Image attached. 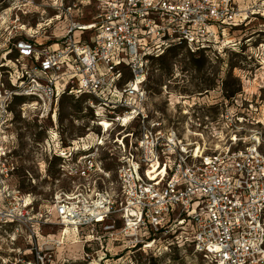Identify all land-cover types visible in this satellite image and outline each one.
Instances as JSON below:
<instances>
[{
  "label": "built area",
  "instance_id": "2783aa9c",
  "mask_svg": "<svg viewBox=\"0 0 264 264\" xmlns=\"http://www.w3.org/2000/svg\"><path fill=\"white\" fill-rule=\"evenodd\" d=\"M54 7L50 23L66 22L58 42L44 45L31 33L12 43L16 57L0 61V229L24 228L34 239L22 264H59L56 251L69 234L87 244L121 237L130 249L171 235L166 250L191 247L212 264H264V137L229 133L242 121L235 116L241 100H221L217 88L220 98L188 105L174 126L179 118L156 109L149 87L151 62L170 49L221 55V38L245 19L238 0H61ZM64 96H87L91 114L82 137L57 133L59 171L70 186L50 209L34 211L30 194L15 197L11 183L10 106L29 98L23 106L47 117ZM36 227H56L61 237L39 245Z\"/></svg>",
  "mask_w": 264,
  "mask_h": 264
},
{
  "label": "rangeland",
  "instance_id": "374dc122",
  "mask_svg": "<svg viewBox=\"0 0 264 264\" xmlns=\"http://www.w3.org/2000/svg\"><path fill=\"white\" fill-rule=\"evenodd\" d=\"M29 1L20 0L14 5L12 0H0V50H3L0 61L16 57L12 48L14 40L26 39L32 33L38 42L51 45L65 33V21L50 23L58 13L54 4L58 2L59 6L61 0ZM72 1L64 0V3ZM238 4L245 19L242 18L243 23L238 28L227 31L221 38L225 45L221 55L206 57L173 48L151 62V68L156 72L150 78L149 87L152 97L157 100L156 109L166 118L168 112L179 118V122L174 121V126L181 123V111L188 105L205 104L216 96L220 98L217 88L221 87V100L236 96L241 100L235 116L242 121L232 125L229 133L248 137L258 131L264 137V0H238ZM19 8L21 11L17 10ZM16 12L19 17L15 16ZM84 13L90 17L89 9ZM8 50L11 54L5 55ZM2 75L8 82L7 74ZM164 85L167 91L161 89ZM205 92L209 93L202 95ZM88 99L87 96H64L58 100L55 112L52 109L47 117L45 112L23 106V103L33 102L29 98H16L10 106L8 117L12 122L10 133L14 138L16 162L11 183L15 197L26 198L30 194L28 199L33 203L34 211L50 209L59 191L70 186L59 171L57 133L61 132L68 140H76L86 133L87 118L91 114L86 109ZM203 108L206 115L215 117V110ZM13 230L10 227L0 229V264H22L23 259L32 258L30 247L35 245L34 239L24 228L15 235H12ZM35 231L39 245L61 237V230L56 227H46L42 231L36 227ZM100 236V240L90 244L84 243V236H66L56 251L59 264L66 259L71 260L68 264H212L195 254L191 247L175 246L166 250L164 242L171 235L161 236L147 247L146 241L141 242L134 249L127 248L129 240ZM85 253L90 258H86Z\"/></svg>",
  "mask_w": 264,
  "mask_h": 264
},
{
  "label": "bare ground",
  "instance_id": "6f19581e",
  "mask_svg": "<svg viewBox=\"0 0 264 264\" xmlns=\"http://www.w3.org/2000/svg\"><path fill=\"white\" fill-rule=\"evenodd\" d=\"M69 231H68V229H66V231H65V234H67ZM77 242V241H76ZM70 246H72V245H70ZM73 246H75V245H73Z\"/></svg>",
  "mask_w": 264,
  "mask_h": 264
},
{
  "label": "flooded vegetation",
  "instance_id": "af4514ba",
  "mask_svg": "<svg viewBox=\"0 0 264 264\" xmlns=\"http://www.w3.org/2000/svg\"><path fill=\"white\" fill-rule=\"evenodd\" d=\"M177 85V83H175Z\"/></svg>",
  "mask_w": 264,
  "mask_h": 264
}]
</instances>
